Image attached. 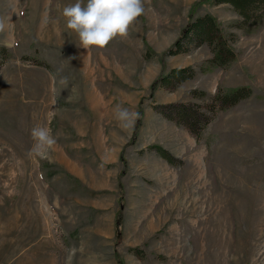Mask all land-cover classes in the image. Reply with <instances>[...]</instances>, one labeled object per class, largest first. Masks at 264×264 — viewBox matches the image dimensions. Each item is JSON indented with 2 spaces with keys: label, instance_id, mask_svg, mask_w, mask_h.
I'll return each instance as SVG.
<instances>
[{
  "label": "rangeland",
  "instance_id": "374dc122",
  "mask_svg": "<svg viewBox=\"0 0 264 264\" xmlns=\"http://www.w3.org/2000/svg\"><path fill=\"white\" fill-rule=\"evenodd\" d=\"M74 3L0 0V264H264V19L240 29L228 4L144 0L127 36L87 50L62 15ZM205 13L234 36L227 68L188 39L165 54ZM187 66L192 79L152 89ZM242 85L253 95L199 138L162 114ZM117 105L143 113L136 135ZM37 125L57 139L42 157Z\"/></svg>",
  "mask_w": 264,
  "mask_h": 264
},
{
  "label": "trees",
  "instance_id": "16d2710c",
  "mask_svg": "<svg viewBox=\"0 0 264 264\" xmlns=\"http://www.w3.org/2000/svg\"><path fill=\"white\" fill-rule=\"evenodd\" d=\"M217 5L228 4L233 11L240 17L237 26L240 29L250 28L264 19V0H213ZM232 34L226 33L218 19L211 13H205L202 16L192 18L183 28L179 38L166 51V55H176L184 48L182 42L192 41L196 47L207 45L212 53V57L207 61L210 69L227 68L237 57L236 50L233 47ZM177 48V49H176ZM176 50V51H175ZM195 70L191 66L184 68H173L167 73L161 74L153 83L152 89L156 87H169L172 84L179 86L181 83L192 79ZM198 98L210 97L209 105L202 107L199 105L190 106L188 104H172L171 113L162 112L169 120L175 122L178 126L185 127L193 136L199 138L204 129L215 118L218 111H226L235 107L240 102L249 99L253 95V89L250 86H236L228 89L218 87L214 95L205 91L194 89L191 91ZM143 113L139 112V119L136 120L134 135L141 127ZM151 149L166 159L171 161L170 153L163 147L156 145ZM136 250V249H135ZM118 263L123 264L118 258Z\"/></svg>",
  "mask_w": 264,
  "mask_h": 264
},
{
  "label": "clouds",
  "instance_id": "9594fccd",
  "mask_svg": "<svg viewBox=\"0 0 264 264\" xmlns=\"http://www.w3.org/2000/svg\"><path fill=\"white\" fill-rule=\"evenodd\" d=\"M145 13L144 0H76V3L62 9L66 27L78 35L79 46L87 50L93 46L104 48L116 37L127 36L137 18ZM4 28L5 22L0 20V31ZM58 83L67 86L68 78L62 76ZM114 111L116 119L125 129L139 119V113L121 105H117ZM31 137L34 143L30 154L40 157L57 143L51 130L44 125L34 126Z\"/></svg>",
  "mask_w": 264,
  "mask_h": 264
}]
</instances>
